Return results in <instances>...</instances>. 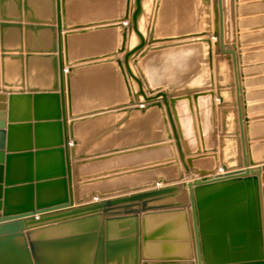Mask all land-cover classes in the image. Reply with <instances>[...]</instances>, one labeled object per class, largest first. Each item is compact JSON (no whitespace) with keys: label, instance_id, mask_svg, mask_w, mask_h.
<instances>
[{"label":"water","instance_id":"obj_1","mask_svg":"<svg viewBox=\"0 0 264 264\" xmlns=\"http://www.w3.org/2000/svg\"><path fill=\"white\" fill-rule=\"evenodd\" d=\"M0 264H264V0H0Z\"/></svg>","mask_w":264,"mask_h":264},{"label":"rangeland","instance_id":"obj_2","mask_svg":"<svg viewBox=\"0 0 264 264\" xmlns=\"http://www.w3.org/2000/svg\"><path fill=\"white\" fill-rule=\"evenodd\" d=\"M223 48L225 50L232 51L231 54L234 57L233 67H234L235 81H236V85L239 87L240 86L239 67H238L239 64H238V61H237V52H236V49L233 46V43H223ZM240 95L241 94L239 93V95H238V97H239V107L242 108V102H241V96Z\"/></svg>","mask_w":264,"mask_h":264},{"label":"crops","instance_id":"obj_3","mask_svg":"<svg viewBox=\"0 0 264 264\" xmlns=\"http://www.w3.org/2000/svg\"><path fill=\"white\" fill-rule=\"evenodd\" d=\"M251 168L253 169L254 172H256V171H255V167H251Z\"/></svg>","mask_w":264,"mask_h":264}]
</instances>
